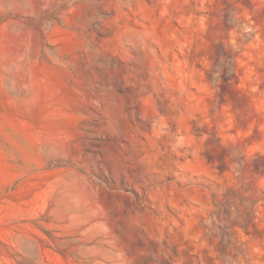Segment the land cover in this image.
Segmentation results:
<instances>
[{"label":"rangeland","instance_id":"obj_1","mask_svg":"<svg viewBox=\"0 0 264 264\" xmlns=\"http://www.w3.org/2000/svg\"><path fill=\"white\" fill-rule=\"evenodd\" d=\"M0 264H264V0H0Z\"/></svg>","mask_w":264,"mask_h":264}]
</instances>
